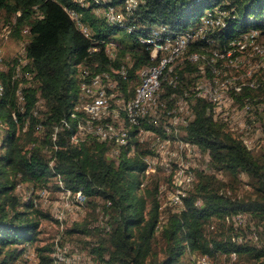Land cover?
I'll use <instances>...</instances> for the list:
<instances>
[{
  "label": "trees",
  "instance_id": "1",
  "mask_svg": "<svg viewBox=\"0 0 264 264\" xmlns=\"http://www.w3.org/2000/svg\"><path fill=\"white\" fill-rule=\"evenodd\" d=\"M84 1L0 0V22H10L18 36L24 27L29 34L26 64L20 55L0 69V122L7 125L0 131L1 147L6 149L0 153V264L23 258L38 240L41 218L50 216L32 197L23 200L18 186L29 182L47 188L44 185L58 175L66 187L83 192L91 207L83 220L63 229L61 244L75 237L103 264H192L190 255L216 259L221 254L231 264L245 258L264 264V150L250 148L217 115L214 102L196 95L201 75L197 63L185 58L164 71L161 123L143 121L146 128L165 136L163 122L178 99L191 102L193 118L178 138L198 146L208 163L194 168L193 185L179 204L172 200L163 209L158 170L171 182L163 166L142 185L149 168L146 156L155 154L150 139L135 140L132 153L122 146L118 154L113 153V142L93 136L71 141L77 126L71 113L82 80L126 65L128 77L116 76L121 90L133 96L141 71L159 61L151 56L149 44L141 41L156 29L163 37L207 26L187 54L230 48L236 56L238 44L233 40L251 30L258 32L257 41L264 38V0H136L131 7L126 0H112L122 17L115 22L103 10L97 13L95 2ZM64 6L79 13L91 36ZM118 34L121 39L116 43ZM114 42L112 57L108 48ZM85 71L90 74L87 79ZM207 72L212 75L210 66ZM231 93L237 103L264 106V82L245 83ZM244 173L250 190L240 194L236 184ZM239 214L246 215L245 221H236ZM54 249V242L36 246V264H53Z\"/></svg>",
  "mask_w": 264,
  "mask_h": 264
},
{
  "label": "rangeland",
  "instance_id": "2",
  "mask_svg": "<svg viewBox=\"0 0 264 264\" xmlns=\"http://www.w3.org/2000/svg\"><path fill=\"white\" fill-rule=\"evenodd\" d=\"M9 23L10 22L4 21L0 22V69H6L9 64L14 62L16 57L18 58V56L22 55L25 51V45L29 40V34L27 33V29H25V27L24 30H21V35L18 36L15 32H13V28ZM253 31L256 30L247 32L242 38H238V42L233 43L238 44L237 51L239 53L236 54V56H233V49H230V52H226L223 55H217L214 50L211 53H197V58H192L195 53L187 54L188 47L173 63H171L169 69H172L175 64L183 61L185 58H188L191 62L197 63L200 68L201 75L198 78L196 86H206L212 81V85H215V81L217 84H224L225 91L222 92L220 103L219 105L218 103H215L217 113H219L217 115L221 116L224 120H227L228 126L237 135H240L250 148L257 152L264 150V106L260 105L259 107H254V105H249L248 103H237L233 101L232 96H230L232 90H238L237 88H240L245 83L250 82L251 85H255V83L257 85H261L264 82V38L257 41L256 32L254 35L255 37L253 36L254 40L249 41L247 38L248 34L254 33ZM116 36V43H119L121 35L118 34ZM109 47L108 52L111 55L112 50L115 49V42L114 47L111 45ZM1 61H3V63ZM207 66H210L211 71H213L211 76L207 72ZM75 67L79 70L81 69L80 65H76ZM142 72L143 71H141V75ZM122 93L127 97L123 91ZM127 94H129V90H127ZM160 96L161 91L158 98V107L154 113L151 111V115H148L145 118L146 121H152L154 122L153 124L157 125H159L162 120ZM262 96L264 97V94H262ZM185 99L186 98L184 97H180L178 99V102L176 103V106L173 107L170 116L163 122L165 136H162L159 132L154 130L157 134L156 137L153 138L150 136L149 138H146V136L145 140H140L141 142H144L150 139V147L155 150V154L148 156L157 160V162L152 166L148 165L149 168L147 172H145L146 175L142 176V185L148 184L151 181L153 178L151 175L160 166H163L165 168V172L171 176L172 184L164 178L166 177V174L163 170H158L161 179L160 181L162 182L160 197L163 209L172 205V200L175 199L176 195L175 192L179 189L186 191L193 185V180L195 179V172L193 171L194 168L205 167L208 163V156L202 153L200 148L196 147L194 150L195 154L193 156L189 154V152H186V157L185 153L183 155L181 154L179 147L175 144V141H179L178 136L180 137L183 134L181 131L185 127L182 125L181 115H193L192 109L189 108V103H184ZM257 108L259 110L256 113ZM187 109L189 110V113L187 112ZM6 128V123L2 124L0 122V131L2 129L5 130ZM158 136L163 140L160 138L158 144L154 146ZM82 137H84V135L79 132L78 135H76L78 141H75V143H79ZM153 139L155 142H153ZM167 139L170 140L168 141ZM1 141L2 136L0 137V153H4L6 149L1 147ZM113 144H115L114 141ZM154 147L157 150L154 149ZM168 148L169 150H175L172 152L175 154L179 153L180 156L172 155L167 150ZM113 153H116L115 145H113ZM169 154L170 156H176L175 159L171 160ZM170 161L175 167L170 164ZM180 162H182V164H180ZM171 172L173 173L171 174ZM219 175L221 177H225L226 179L228 178V180L230 179V177L225 174ZM248 182L249 177L244 173L240 182L236 184L237 192L240 194L247 193V191L250 190ZM56 184H58L59 189ZM44 186H47V188L42 187V184L35 185L29 182L21 183L18 186L17 192L21 195L23 200H27L32 197L35 202H38V208L45 213H50V216L41 218V233L39 234L38 240L32 245L30 244V247L24 257H20L17 261H15V264H36L38 261L36 246L44 245L48 242H54L55 244L54 252H52L54 257L53 264H73L74 262L75 264H103L102 261L96 259L92 254H90L88 249L83 248V243L76 241L74 236V238H72L73 241L68 239L69 242H64L63 245L60 242L63 229L71 226L74 220H83L87 213L90 212L91 207L87 205L86 202L83 205H80L78 196H74V194L68 195L65 190L67 187L59 175L51 177L48 185ZM85 199L87 200V196ZM176 203L179 204L178 202H175V204ZM163 215H165V211L163 212ZM235 218L238 223H241L242 221H245L246 215L239 214ZM225 256V254H221L216 259L210 258V263L207 262V264H231V262L228 263L226 261ZM191 258L192 264H202V262L198 260V256L192 257V255H190L189 259ZM239 264H254V262L245 258ZM255 264L260 263L255 262Z\"/></svg>",
  "mask_w": 264,
  "mask_h": 264
},
{
  "label": "bare ground",
  "instance_id": "3",
  "mask_svg": "<svg viewBox=\"0 0 264 264\" xmlns=\"http://www.w3.org/2000/svg\"><path fill=\"white\" fill-rule=\"evenodd\" d=\"M79 1L80 2L83 1L85 3L84 0H79ZM92 1L98 5L97 13H99V11L103 10V12L108 16V18L110 20H112L114 22L117 20H122V17L117 12V10H118L117 7L112 4V0H92ZM125 2L127 3L128 7H131L137 1L136 0H126ZM129 11H130V9H129ZM68 12H73V15H78V21L82 24L85 31H84V29L81 28L80 23H77L78 27L86 35L91 36L90 35L91 30L81 20L79 13L77 11L71 9V8H68ZM202 29H203V27H200L197 31L194 29L195 31H192V32H199ZM130 30L132 31V28H130ZM203 32H204V30L202 31V33ZM186 37H191V31L187 30L186 32L177 33L175 35L166 34V36L162 37L160 35V30L156 29L151 33L150 36L145 37V38L144 37L141 38L142 42L148 43L149 46L151 47V56L152 57L158 56L159 61L157 64L148 66L142 70L143 72L141 75V82L137 85L136 89L134 90L135 92H134L133 96L126 97L122 93V90L119 86V78L117 79L118 75L124 79H126L128 77V68L126 65H123L119 69L113 70V72L103 71L100 73H96L93 76L91 75L89 80H82L80 97L76 101L75 106H74V110L71 113V119L72 120L75 119L77 122L76 129L71 136V141L74 143H75V141H78L76 138V135H78L79 132L84 135V137H82L81 140L85 139L87 136H93V137H96L102 141H110V142L114 141L115 142L114 145L116 146V153L118 154L119 150H121L120 147H122V146L130 147V153L133 152L136 148L135 140H137V139L139 141L140 140L143 141V140H145L146 136H147L146 138H149L150 136L153 138L156 137L157 134L154 131V129L146 128L143 124V121L145 120V118L148 115H151V111H152V113H154L156 108L158 107V98H159V94L161 91V85H162L161 84V79H162L161 77H162L164 71L167 68H169L171 63H173L189 47V45H182V46L173 47V48L172 47H164V42H166V41H181V38H186ZM248 44H249V42H248ZM262 47H259V48H262ZM163 48H164V50H158L157 51V49H163ZM25 53H26V51L23 52V54L20 58V59H22L21 60L22 63H25L28 60V59H25L26 58L24 56ZM111 56L112 57L115 56L114 50H112ZM193 57L197 58V53H195L192 56V58ZM1 62L3 63V61H1ZM153 69H159L158 73L153 75V72H147V71L153 70ZM87 74H88V72L85 71V75L83 76V78H86ZM88 75H90V74H88ZM114 76H116V78ZM110 78L113 81L114 86H107L104 90H103V84H94V86H93V81H96L99 79L109 80ZM211 83H213V81L210 82L209 85H206V86H196L194 90L196 92V95H199V97L201 96V97H203L209 101H212L214 103H218V105H219L220 98L222 97V92L225 91L224 90V84L223 85L220 83L217 84L216 81H215V85H212ZM91 87H93V88L90 90L89 88H91ZM237 89L240 90L241 87L237 88ZM2 92H3V86L0 84V94ZM228 94H230V93H228ZM187 112L189 113L188 109H187ZM141 119H142V122H141ZM189 122L190 121H185V122H183L182 125L186 127ZM65 124L69 125L68 120H65ZM138 124L140 125V127H138ZM132 131H134V133H135L134 135H133ZM110 133L112 135H110ZM134 138H136V139H134ZM160 138L161 137L158 136L157 141L155 142V140H154V142H155L154 146L156 144H158V142L160 141ZM167 140L169 141L170 139H167ZM175 144L177 147H179V151L181 152V154L183 155L185 153L186 157H187L186 152L187 153L189 152V154H191L193 156L195 154L194 150L196 149V147H198V146H195L194 144H191L190 142L182 140V139H179L178 142L175 141ZM175 144H174V146H175ZM166 145H167V143H166ZM166 145H165V147H166ZM162 146H163V144H162ZM154 149H156V148L154 147ZM167 150L172 155H176V156L179 155V153L175 154L172 152L175 150H169V148ZM169 156H170V154H169ZM176 156H170L171 160L175 159ZM146 157H147L146 160H149V162H148L149 166H152L153 164H155L157 162V160L155 158H152L150 156H146ZM153 157H154V155H153ZM170 164L173 165L171 163V161H170ZM180 164H182V162H180ZM166 167L169 168L168 166H166ZM172 173L173 172H171V174ZM174 181H175V179H174ZM65 190L67 191L68 195L74 194V196H78L80 205H83L86 202V199H85L86 195L83 192H74L68 187ZM185 193H186L185 190L179 189L177 192H175L176 195H175V199L173 201L178 202V203L181 202V198H182V196L185 195ZM198 260L201 261L202 264H205V263L207 264V262L210 263V257L205 256V255L198 257ZM55 264H58V263H55ZM73 264H75V262Z\"/></svg>",
  "mask_w": 264,
  "mask_h": 264
},
{
  "label": "built area",
  "instance_id": "4",
  "mask_svg": "<svg viewBox=\"0 0 264 264\" xmlns=\"http://www.w3.org/2000/svg\"><path fill=\"white\" fill-rule=\"evenodd\" d=\"M67 12H68V8L67 7H63ZM68 14L70 15V17L76 22V23H80L78 21V15H73V12H68ZM209 21H206V23L208 24ZM81 25V28L84 29V27L82 26V24L80 23ZM207 26H203V29L199 32H192L191 31V37H186V38H181V41H166L164 42V47H178V46H182V45H190L192 44L199 36L200 34L202 33L203 30H205ZM85 31V29H84ZM254 33H250L248 34V40H253V35L256 34L257 31H253ZM89 36V35H88ZM235 42H238V39L237 40H233V43ZM112 47H114V43H112ZM115 48V47H114ZM158 50H164L163 49H157ZM216 54L217 55H223L225 54L226 52H230V48L227 49L226 51L224 52H220V50H215ZM115 56H116V52H115ZM114 56V57H115ZM158 70L159 69H153V70H149L147 72H153V75L154 74H157L158 73ZM94 84H103V90L107 87V86H114V83L113 81L111 80V78L109 80H102V79H99V80H96V81H93V86ZM93 87L89 88L90 90L92 89ZM210 89V88H209ZM184 103H189V108H191V102L188 100V99H185L184 100ZM181 118H182V123L185 122V121H190V119L193 118V115H188L186 114V116L184 115H181ZM182 126V125H181ZM138 127H140V125L138 124ZM110 135H112L110 133ZM153 142H154V139H153ZM199 154V152H198ZM147 162H149V160H147ZM148 168V167H147ZM180 203V202H179ZM206 259V258H205Z\"/></svg>",
  "mask_w": 264,
  "mask_h": 264
}]
</instances>
